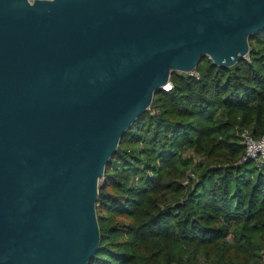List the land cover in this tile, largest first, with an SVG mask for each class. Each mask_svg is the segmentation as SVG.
Wrapping results in <instances>:
<instances>
[{"label": "water", "instance_id": "95a60500", "mask_svg": "<svg viewBox=\"0 0 264 264\" xmlns=\"http://www.w3.org/2000/svg\"><path fill=\"white\" fill-rule=\"evenodd\" d=\"M261 31L264 0H0V264H87L121 136L171 72Z\"/></svg>", "mask_w": 264, "mask_h": 264}, {"label": "trees", "instance_id": "16d2710c", "mask_svg": "<svg viewBox=\"0 0 264 264\" xmlns=\"http://www.w3.org/2000/svg\"><path fill=\"white\" fill-rule=\"evenodd\" d=\"M244 58L204 56L121 136L98 181L100 240L87 264H264V160L238 133H264V31Z\"/></svg>", "mask_w": 264, "mask_h": 264}, {"label": "built area", "instance_id": "2783aa9c", "mask_svg": "<svg viewBox=\"0 0 264 264\" xmlns=\"http://www.w3.org/2000/svg\"><path fill=\"white\" fill-rule=\"evenodd\" d=\"M26 1L28 3H32L34 0ZM238 135L240 143L243 146L244 158L255 161L264 160V133L255 137L248 129H243L238 133Z\"/></svg>", "mask_w": 264, "mask_h": 264}]
</instances>
